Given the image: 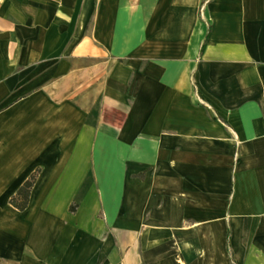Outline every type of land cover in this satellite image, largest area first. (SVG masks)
I'll use <instances>...</instances> for the list:
<instances>
[{
    "label": "crops",
    "instance_id": "0c3cea01",
    "mask_svg": "<svg viewBox=\"0 0 264 264\" xmlns=\"http://www.w3.org/2000/svg\"><path fill=\"white\" fill-rule=\"evenodd\" d=\"M0 264H264V0H0Z\"/></svg>",
    "mask_w": 264,
    "mask_h": 264
},
{
    "label": "trees",
    "instance_id": "16d2710c",
    "mask_svg": "<svg viewBox=\"0 0 264 264\" xmlns=\"http://www.w3.org/2000/svg\"><path fill=\"white\" fill-rule=\"evenodd\" d=\"M205 42L202 46V51L205 49ZM42 167H37L29 177L20 185L18 190L11 196L10 201L11 203L19 209H25L30 201V195L34 184L41 172ZM144 171L140 172V175H144ZM76 203H71V209H76ZM228 242V247H230V242Z\"/></svg>",
    "mask_w": 264,
    "mask_h": 264
},
{
    "label": "built area",
    "instance_id": "2783aa9c",
    "mask_svg": "<svg viewBox=\"0 0 264 264\" xmlns=\"http://www.w3.org/2000/svg\"><path fill=\"white\" fill-rule=\"evenodd\" d=\"M195 86H196V85H195ZM196 91H199L198 86H196ZM199 98H200L201 101L206 102L209 106L211 105V104L208 103L206 100H204L200 95H199Z\"/></svg>",
    "mask_w": 264,
    "mask_h": 264
}]
</instances>
